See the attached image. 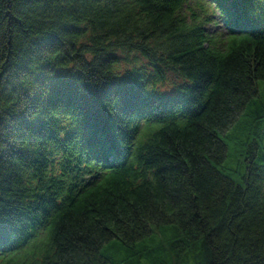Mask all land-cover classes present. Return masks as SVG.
Masks as SVG:
<instances>
[{
  "label": "trees",
  "instance_id": "1",
  "mask_svg": "<svg viewBox=\"0 0 264 264\" xmlns=\"http://www.w3.org/2000/svg\"><path fill=\"white\" fill-rule=\"evenodd\" d=\"M261 80L264 0H0V264H264Z\"/></svg>",
  "mask_w": 264,
  "mask_h": 264
},
{
  "label": "rangeland",
  "instance_id": "2",
  "mask_svg": "<svg viewBox=\"0 0 264 264\" xmlns=\"http://www.w3.org/2000/svg\"><path fill=\"white\" fill-rule=\"evenodd\" d=\"M255 99L256 100L248 106L244 114L240 117L241 118L240 124L248 123L252 115H255L257 112L262 113L264 111V80H261L259 83L258 94L255 97ZM227 163L230 166H234L236 164V162L232 158H228ZM158 230H161V228H158ZM160 233L163 237H165L169 232L164 230L163 232ZM45 240H47L46 237L44 238L43 242H45ZM112 244H113L112 242L107 243L104 246V251L109 254L113 253L115 251V247L112 246Z\"/></svg>",
  "mask_w": 264,
  "mask_h": 264
}]
</instances>
